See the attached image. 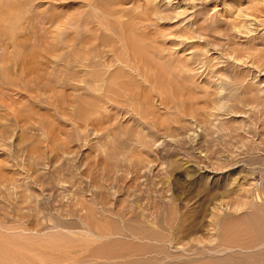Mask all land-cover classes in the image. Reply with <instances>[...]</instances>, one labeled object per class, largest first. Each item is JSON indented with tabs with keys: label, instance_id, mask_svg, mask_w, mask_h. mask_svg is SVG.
Listing matches in <instances>:
<instances>
[{
	"label": "rangeland",
	"instance_id": "374dc122",
	"mask_svg": "<svg viewBox=\"0 0 264 264\" xmlns=\"http://www.w3.org/2000/svg\"><path fill=\"white\" fill-rule=\"evenodd\" d=\"M0 248L264 264V0H0Z\"/></svg>",
	"mask_w": 264,
	"mask_h": 264
},
{
	"label": "crops",
	"instance_id": "0c3cea01",
	"mask_svg": "<svg viewBox=\"0 0 264 264\" xmlns=\"http://www.w3.org/2000/svg\"><path fill=\"white\" fill-rule=\"evenodd\" d=\"M1 252H2V249L0 248V264H12L6 261V259L2 257ZM13 264H17V263H13Z\"/></svg>",
	"mask_w": 264,
	"mask_h": 264
},
{
	"label": "bare ground",
	"instance_id": "6f19581e",
	"mask_svg": "<svg viewBox=\"0 0 264 264\" xmlns=\"http://www.w3.org/2000/svg\"><path fill=\"white\" fill-rule=\"evenodd\" d=\"M241 209H242V208H241ZM227 237H228V236H227ZM227 237H226V238H227ZM230 237H231V236H230ZM224 241H226V240H224ZM231 241H232V240H231ZM228 245H229V243H228ZM226 246H227V245H226Z\"/></svg>",
	"mask_w": 264,
	"mask_h": 264
}]
</instances>
